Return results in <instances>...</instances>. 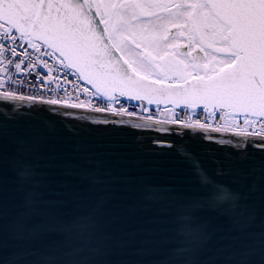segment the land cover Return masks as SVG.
I'll return each instance as SVG.
<instances>
[{"label": "water", "instance_id": "water-1", "mask_svg": "<svg viewBox=\"0 0 264 264\" xmlns=\"http://www.w3.org/2000/svg\"><path fill=\"white\" fill-rule=\"evenodd\" d=\"M42 2L83 5L70 22L97 38L87 41V65L81 64L85 78L76 64L69 66L58 52L54 55L99 97L264 119L239 107L213 108L200 98L197 78L166 82L139 73L133 76L139 83L122 82L126 59H119L122 54L109 37L99 39L105 28L92 1ZM51 15H58L55 7ZM59 15L67 19L73 11L61 9ZM92 80L100 84L99 91ZM32 103L0 102V264H41L42 257L52 258L53 264H264V152L247 144L258 138L39 103L33 108ZM10 105H18V111ZM233 141L246 147L229 146ZM185 151L188 160L180 155ZM192 165L238 194L235 213L227 202L219 210H191L189 205L201 195ZM25 167L31 174L22 180L20 169ZM218 171L223 174L213 175ZM91 175L103 182L90 184L85 176ZM148 193L155 197L149 199ZM28 194H34L31 210L25 208ZM188 215L190 222H180ZM89 217V227L82 230L80 222ZM201 226L204 243L195 235L178 234L180 227L195 234ZM72 249L78 251L70 257ZM175 249L187 251L175 256Z\"/></svg>", "mask_w": 264, "mask_h": 264}, {"label": "snow or ice", "instance_id": "snow-or-ice-1", "mask_svg": "<svg viewBox=\"0 0 264 264\" xmlns=\"http://www.w3.org/2000/svg\"><path fill=\"white\" fill-rule=\"evenodd\" d=\"M45 7L48 9L47 13L44 12ZM53 7L58 10L56 17L51 15ZM82 7L83 5L74 4L45 5L42 0H0V20H2L4 26V38L8 39L11 36L15 40V33H19L20 38H27L28 47L34 50L39 51L41 44L51 48V52L43 54L51 56L58 52L64 60L69 61V66L76 64L78 71L81 73V79H84V68L81 67V64L87 65V48L89 46L87 41L97 38L94 34L89 36L83 28L70 22V20L80 15L76 9ZM112 7L116 6L113 5ZM177 7L192 10L188 13L192 21V40L189 42V48H192L193 44L198 42L200 51L213 48L215 52L217 50L213 46L216 44L222 45L219 51L224 54L223 59L218 63H212L211 67L206 64L203 76L196 74L201 82L200 98L211 102L213 108L217 106L220 108L225 106L239 107L245 110L248 115L259 113L264 116V0H218L214 3L187 4L178 5ZM61 9H71L73 15L67 19L61 17L59 15ZM204 9L208 11L205 12ZM197 36L199 37L198 41L196 40ZM105 37H111V33L107 32V25L105 29L101 30L99 39ZM113 47L119 48V45ZM137 47H139V44H137ZM8 51L12 56L18 58L15 48ZM119 59L124 60L123 56ZM213 60H215V56H213ZM9 63L13 64L15 62L9 61ZM22 63L23 61L15 63V68L20 70ZM124 64L128 68L122 82L139 83V81L133 80V76L139 74V69L134 68L131 61L124 60ZM36 78L33 77L34 80ZM92 84L99 91L100 84L96 80H92ZM15 100H28L31 102L33 97L17 96L14 92H5L0 97V102ZM48 103L56 104L57 101L52 100ZM40 106L32 103L33 108ZM80 106L79 104L71 105V107ZM10 107L14 111L19 109L18 105H10ZM203 107L207 110L208 103H205ZM96 110L100 111L101 109ZM50 111L57 110L50 109ZM59 114L63 116L70 115L69 113ZM245 123H248V121L246 120ZM185 127L193 126L185 125ZM216 130L219 131V129ZM171 131L175 132L176 130L172 129ZM205 131L209 130L205 129ZM241 134L244 133H238V135ZM255 135L259 138L248 140V146L264 152V132ZM229 146H234L239 150L246 147L241 141L230 142ZM180 155L188 160L190 154L185 151L181 152ZM192 167L193 175L196 176V182L201 189V195L189 205L191 210L194 211L203 207L219 210L223 208L226 202L230 205L232 212L235 213L239 209L238 194L233 193L230 188L220 181L213 179L202 167L197 165H192ZM30 174V167L20 169L22 180L28 179ZM222 174V171H218L213 175ZM85 179L92 185L103 182L100 177L95 175L85 176ZM147 195L149 199L155 197V193H148ZM34 204V194H28L25 198V208L31 210ZM233 218L235 219V217ZM191 220L190 215L180 217L182 223ZM90 222L91 217L80 222L79 227L82 230L87 229ZM17 224L21 225L22 221L18 220ZM178 234L184 235L186 238L195 235L201 243L206 242L207 239L204 226H201L195 234L186 232L180 227L178 228ZM77 251L72 249L67 255L74 256ZM185 251L187 249H175L174 255L182 256ZM24 255L21 254L20 259ZM10 264H15V261L10 262ZM41 264H53L52 258L42 257ZM65 264H72V261L68 260ZM185 264H190V261L186 260Z\"/></svg>", "mask_w": 264, "mask_h": 264}, {"label": "flooded vegetation", "instance_id": "flooded-vegetation-1", "mask_svg": "<svg viewBox=\"0 0 264 264\" xmlns=\"http://www.w3.org/2000/svg\"><path fill=\"white\" fill-rule=\"evenodd\" d=\"M91 1L102 25L104 28L107 25V32L111 33L109 39L113 45H119L117 49L126 60L141 63L145 70H157L160 74L166 68V76L155 80L179 82L197 78L196 74L204 75L206 64L211 67L212 63L223 59L220 44L213 46L217 50L215 52L213 48L200 51L198 42L189 48L192 21L188 13L192 10L177 6L203 4L206 3L204 0ZM196 40H199L198 36ZM157 63H160V67ZM144 72L140 71L150 77L149 73Z\"/></svg>", "mask_w": 264, "mask_h": 264}, {"label": "built area", "instance_id": "built-area-1", "mask_svg": "<svg viewBox=\"0 0 264 264\" xmlns=\"http://www.w3.org/2000/svg\"><path fill=\"white\" fill-rule=\"evenodd\" d=\"M0 34V60L2 61L0 62V66L2 65L0 76H3V79L0 77V95H4L5 92H14L17 96L33 97L32 101L35 102L47 103L56 100L55 105L77 110L99 107L109 115L120 114L143 118L160 116L164 120L180 121L196 127L211 122L206 121L209 116L202 112L165 109L118 99H103L82 84L77 75L66 68L54 55L43 56V51L28 47L26 39L20 38L17 33H15V40L11 36L5 39L4 32ZM11 48L16 49L18 58L8 51ZM40 54L45 58L40 59ZM9 61L15 63L23 61L20 70L15 68V63L10 64ZM33 77L37 78L34 80ZM73 104L81 106L71 107ZM197 122H202V124L197 125ZM259 123V128L264 129V121H259Z\"/></svg>", "mask_w": 264, "mask_h": 264}, {"label": "rangeland", "instance_id": "rangeland-1", "mask_svg": "<svg viewBox=\"0 0 264 264\" xmlns=\"http://www.w3.org/2000/svg\"><path fill=\"white\" fill-rule=\"evenodd\" d=\"M0 30H4V27L0 25ZM134 68H138L142 73L144 72L143 69L145 70V67L139 63L136 64V61L132 62ZM157 65L160 67V63ZM140 67V68H139ZM160 70V69H159ZM139 71V73H140ZM146 72L144 73H149L150 77H153L154 79H158V78H163L166 75H164L166 68L163 71V74L158 73L157 70H145ZM148 77V76H147ZM158 81H166V80H158ZM184 81V80H183ZM169 82V81H166ZM180 82V81H179ZM211 121L210 123H203V125L205 124V126H209V127H219L220 129H222L224 132H231L234 134H238V133H244L245 135H249V134H256V133H262L264 132V129L260 128H256L257 124H255V122H253L254 120L252 119H240V118H234V117H230V116H225V115H217V116H209L206 118V121ZM248 121V123H245V121ZM202 122H197V125H201ZM209 124V125H207ZM198 127V126H197ZM261 129V130H259ZM254 136V135H253Z\"/></svg>", "mask_w": 264, "mask_h": 264}, {"label": "bare ground", "instance_id": "bare-ground-1", "mask_svg": "<svg viewBox=\"0 0 264 264\" xmlns=\"http://www.w3.org/2000/svg\"><path fill=\"white\" fill-rule=\"evenodd\" d=\"M0 32H4V30H1ZM24 39H26V42H27V38H24ZM26 45H27V43H26ZM39 49H40L39 51H43L42 54L45 53V52H50L47 48H45L42 45L39 46ZM43 56H46V55L43 54ZM43 56L40 54V56H39L40 59L45 58ZM0 62L2 63L1 60H0ZM0 72H2V65L0 66ZM0 77L3 79V76H0ZM0 96H3V95H0ZM24 101H28V100H24ZM31 102L39 103V104H45V105H51V106H57V107H62V108H68V107H64V106L50 104L48 102L47 103H41V102H35V101H31ZM98 108L99 107H93V108L92 107H88V109L82 110V111H85V112H88V113H94V114H105L106 113V111H104L102 108H99L101 110L100 111H97L96 109H98ZM105 115H109V114H105ZM116 116L122 117V118H126V119L138 120V121H142V122H148V123H154V124H161V125H168V126H175V127H179V128L190 129V130L200 131V132H206L205 129H208L209 131H207V133L228 134V135H233V136L236 135V136H242V137L259 138L255 134H252V135L249 134L248 136L247 135L244 136V134L238 135V134H234V133H231V132H227L226 133L222 129H220L219 127H209V126H205V125H201L203 127H201V126H198V127H196V126H193V127H185V125H187L186 123H181L180 121L173 122V121L164 120L160 116H156V117H152V118H147V117H144L143 118V117H138V116H126V115H120V114H116ZM257 128H259V127H257ZM216 129H219V131H217ZM259 130H261V129H259Z\"/></svg>", "mask_w": 264, "mask_h": 264}]
</instances>
